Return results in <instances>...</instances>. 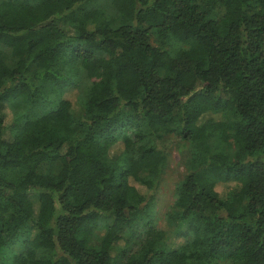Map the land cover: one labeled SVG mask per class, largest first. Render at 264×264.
I'll list each match as a JSON object with an SVG mask.
<instances>
[{
	"label": "trees",
	"instance_id": "obj_1",
	"mask_svg": "<svg viewBox=\"0 0 264 264\" xmlns=\"http://www.w3.org/2000/svg\"><path fill=\"white\" fill-rule=\"evenodd\" d=\"M0 264H264V0H0Z\"/></svg>",
	"mask_w": 264,
	"mask_h": 264
},
{
	"label": "rangeland",
	"instance_id": "obj_2",
	"mask_svg": "<svg viewBox=\"0 0 264 264\" xmlns=\"http://www.w3.org/2000/svg\"><path fill=\"white\" fill-rule=\"evenodd\" d=\"M95 5L98 7H106L110 9V0H95ZM6 55H9L8 50H4ZM92 80H87L84 75H80L77 81V86L75 88H70L66 90L65 98L75 103L77 94L84 96L89 84ZM3 114L5 115V125H9L11 122L12 114L9 109H4ZM166 141V146L169 151V158L167 161L166 169L161 177L160 185L155 193V215L154 221L155 225L159 229H163L168 233V243L170 242L173 246L181 242L179 237H175V234L168 229L165 216L174 202V193L176 184L184 177L186 169L183 165L185 154V148L182 150L179 143L175 138H169ZM179 145V146H178ZM45 171V170H44ZM219 191H224L223 188H219ZM105 225L100 223L98 230L95 232L94 238H92L93 244H97L99 240L103 237L105 231ZM18 251V248H13Z\"/></svg>",
	"mask_w": 264,
	"mask_h": 264
}]
</instances>
